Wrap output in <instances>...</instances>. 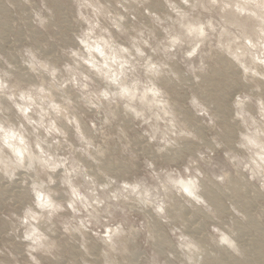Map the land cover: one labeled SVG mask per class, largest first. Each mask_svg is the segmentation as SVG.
Wrapping results in <instances>:
<instances>
[{"label":"rangeland","instance_id":"374dc122","mask_svg":"<svg viewBox=\"0 0 264 264\" xmlns=\"http://www.w3.org/2000/svg\"><path fill=\"white\" fill-rule=\"evenodd\" d=\"M262 12V0H0V123L41 142L49 165L0 176V264H30L32 229L39 264H199L209 250L206 264H264ZM33 183L59 206L51 220Z\"/></svg>","mask_w":264,"mask_h":264},{"label":"clouds","instance_id":"9594fccd","mask_svg":"<svg viewBox=\"0 0 264 264\" xmlns=\"http://www.w3.org/2000/svg\"><path fill=\"white\" fill-rule=\"evenodd\" d=\"M262 5H264V0H262ZM253 7H255L254 4ZM262 15H264V12H262ZM89 51H91V49H89ZM96 51H100V49L97 48ZM101 55H103L102 52ZM131 70V68L128 69V71ZM109 79H111V77H109ZM113 83H115V81H113ZM102 96L109 100L112 97L117 99L123 98L125 100L131 99L130 94L127 93V91H121L120 85H117L116 91L112 93V97H109L107 93H102ZM9 99L11 100L13 97H9ZM15 99L23 101L26 99V96L24 93H21ZM29 110L30 109H26L24 107H19V111L22 114H26ZM136 115L139 116L140 114L136 113ZM30 123L35 122L30 121ZM41 127H43L42 124ZM257 147L262 153H264V136H261L260 143L257 145ZM37 149H41V142L37 141L33 145L29 146L28 142L24 138L22 127L18 131L13 132L9 131L4 124L0 123V176L12 180L15 178L16 172L19 170L32 171L35 167L48 169L49 165L44 159L47 153L43 150L36 152ZM51 170L55 171V167H52ZM48 182L49 184L55 183L51 176L48 177ZM31 190L34 194L35 206L37 210L40 211L42 217L45 220H51L60 209L59 206L54 205L48 197L41 194L42 192L47 191V185L44 183H33L31 185ZM71 196L73 198L72 203L66 204L65 207L71 208L73 211H75L82 202L83 197H81L74 188L71 190ZM161 209L164 211L162 206H158L156 208L158 212H163ZM113 235L114 234L111 232V230H109V240ZM23 239L29 242L30 264H39L33 253L40 251V248L42 247L40 243L42 237L39 236L35 229H32L28 232H25Z\"/></svg>","mask_w":264,"mask_h":264},{"label":"bare ground","instance_id":"6f19581e","mask_svg":"<svg viewBox=\"0 0 264 264\" xmlns=\"http://www.w3.org/2000/svg\"><path fill=\"white\" fill-rule=\"evenodd\" d=\"M255 13H256V12H255ZM259 16H260V15H259ZM234 17H235V16H234ZM242 22H243V21H242ZM237 23H238V22H237ZM240 25H241V24H240ZM244 25H245V23H244ZM243 27H244V26H243ZM247 28H248V27H247ZM261 28H262V27H261ZM252 29H253V28H252ZM199 30H200V29H199ZM247 30H248V29H247ZM262 30H263V28H262ZM254 33H255V32H254ZM262 36H263V35H262ZM251 40H252V39H251ZM104 47H105V46H104ZM125 49H126V48H125ZM127 52H128V51H127ZM243 53H244V51H243ZM261 64H262V63H261ZM226 67H227V66H226ZM257 67H258V66H257ZM261 71H262V70H261ZM263 71H264V70H263ZM258 72H259V71H258ZM263 73H264V72H263ZM235 74H236V73H235ZM258 75H259V74H258ZM261 75H262V74H261ZM214 83H215V82H214ZM201 87H202V86H201ZM221 87H222V86H221ZM214 88H215V87H214ZM236 88H237V87H236ZM215 90H216V89H215ZM130 91H131V90H130ZM130 91H129V92H130ZM129 92H128V93H129ZM130 93H131V92H130ZM130 93H129V94H130ZM131 94H134V91H133V93H131ZM232 98H233V97H232ZM143 99H144V98H143ZM228 99H229V98H228ZM144 100H146V99H144ZM262 101H263V100H262ZM228 102H229V101H228ZM263 102H264V101H263ZM245 104H246V103H245ZM228 128H229V126H228ZM231 129H232V128H231ZM226 131H227V129H226ZM226 134H227V133H226ZM229 135H230V134H229ZM231 135H232V134H231ZM226 136H227V135H226ZM227 137H228V136H227ZM229 137H230V136H229ZM231 137H232V136H231ZM225 138H226V137H225ZM26 139H27V138H26ZM227 139H229V138H227ZM228 141H229V140H228ZM45 157H46V156H45ZM48 161H49V160H48ZM51 166H52V165H51ZM38 181H39V179H38ZM182 184H183V182H182ZM233 184H234V183H233ZM238 185H239V183H238ZM238 185H237V186H238ZM182 186H183V185H182ZM185 186H186V185H185ZM230 186H232V184H231ZM237 186H235V187L232 186V187H234L235 189H237ZM183 187H184V186H183ZM178 188H179V187H178ZM189 188H190V187H189ZM205 188H206V187H205ZM229 188H230V187H229ZM238 188H239V186H238ZM187 189H188V187H187ZM207 189H209V188H207ZM211 190H212V189H211ZM211 190H210V191H211ZM231 190H232V189H231ZM233 190H234V189H233ZM233 190H232V192H233ZM178 191H179V190H178ZM188 191H191V192H192L191 189H189ZM205 191H207V190H205ZM203 192H204V191H203ZM208 192H209V191H208ZM208 192H206V194H208ZM228 192H229V191H228ZM189 193H190V192H189ZM209 193H210V192H209ZM211 193H212V194L209 195V196L211 197V200H212L211 202L214 201V202L216 203V204H215V203L213 202L214 205H218L216 208H219V209H220V205H221V207H222V203H221V201H222V198H223V197H221V195H220V196H219V195H216V194L213 195L214 192H211ZM252 193H253V192H252ZM195 194H196V193H195ZM198 194H199V193H198ZM200 194H202V193H200ZM204 194H205V192H204ZM204 194H202V195L204 196ZM206 194H205V195H206ZM172 195H173V194H172ZM226 195H227V194H226ZM249 195H250V192H249ZM222 196H223V195H222ZM230 196H231V194H230ZM248 197H249V196H248ZM51 198H52V197H51ZM175 198H176V197H175ZM197 198H198V197H197ZM249 198H250V197H249ZM176 199H177V198H176ZM247 199H248V198H247ZM251 199H253V198H251ZM175 201H177V200H175ZM250 201H251V200H250ZM250 201H249V199H248V201L244 202L243 205H248L249 203L252 204V201H251V202H250ZM54 202H55V201H54ZM222 202H223V201H222ZM176 203H177V202H176ZM176 203H175V204H176ZM239 203H240V202H239ZM56 205H58V204H56ZM178 205H179V203H178ZM241 205H242V204H241ZM241 205H240V206H241ZM173 206H174V205H173ZM175 206H177V205H175ZM178 207H179V208H182V207H180V205H179ZM223 207H224V206H223ZM241 207H242V206H241ZM245 207H246V206H245ZM248 207H249V206H247V208H248ZM167 208H168V207H167ZM175 208H176V207H175ZM184 209H185V208H184ZM249 209H250V208H249ZM173 210H174V209H173ZM176 210L178 211V209H176ZM217 210H218V209H217ZM217 210H216V211H217ZM243 210H244V209H243ZM245 210H246V209H245ZM171 211H172V210H171ZM174 211H175V210H174ZM182 211H183V210H182ZM250 211H251V210H250ZM175 214H176V216H184V212L181 213V210H180V209H179L178 212L174 213V215H175ZM185 214H186V213H185ZM248 214L250 215L251 213H249V211H248ZM253 214H254V213H253ZM176 216H174V217H176ZM186 216H187V214H186ZM192 216H193V215H192ZM251 216H252V215H251ZM187 217H188V216H187ZM179 218H180V217H179ZM181 218H182V217H181ZM249 218H250V216H249ZM249 218H248V219H249ZM175 219H176V218H175ZM177 219H178V218H177ZM185 219H186V218H185ZM189 219H190V218H189ZM189 219H188V220H189ZM181 220H182V219H181ZM249 220H250V219H249ZM253 220H255V219H254V216H253ZM257 221H258V220H257ZM257 221H256V222H257ZM186 222H187V221H186ZM197 222H198V221H197ZM253 222H254V221H253ZM191 223H192V222H191ZM248 223L250 224V222H248ZM184 224H185V223H184ZM249 224H247V225H249ZM82 225H83V224H82ZM187 225H188V224H187ZM192 225H193V224H192ZM183 226H184V225H183ZM190 226H191V225H190ZM194 226H195V225H194ZM253 226H255V225L252 224L251 227H253ZM257 226H258V225H257ZM197 227H198V226H197ZM241 227H242V226H241ZM249 227H250V226H249ZM189 228L191 229V227H189ZM261 228H262V227H261ZM83 229H84V228H83ZM118 229H119V228H118ZM186 229H187V228H186ZM242 229H243V228H242ZM257 229H258V228H256V230H257ZM122 230H123V229H122ZM198 230H199V229H198ZM240 230H241V229H240ZM249 230H251V229L249 228ZM252 230H253V229H252ZM252 230H251V231H252ZM263 230H264V229H263ZM263 230H262V231H263ZM193 231H195V230H193ZM114 232H115V230H114ZM121 232H122V231H121ZM196 232H197V231H196ZM263 232H264V231H263ZM116 233H118V232H116ZM253 233L255 234L256 232H253ZM191 234H192V233H191ZM191 234H190V235H191ZM194 234H195V233H194ZM247 234H248V233H247ZM254 234H253V235H254ZM192 235H193V234H192ZM195 235H196V234H195ZM237 235H238V234H237ZM257 235H258V234H257ZM196 236H197V235H196ZM199 236H200V235H199ZM201 236H202V235H201ZM231 236H232V235H231ZM244 236H245V235H244ZM254 236H256V235H254ZM191 237H192V236H191ZM227 237H228V235H227ZM236 237H237V236H236ZM192 238H193V237H192ZM224 238H225V237H224ZM237 238L239 239V237H237ZM243 238H244V237H243ZM251 238H252V237H251ZM258 238H260V236H259ZM258 238H256V239H258ZM262 238H263V237H262ZM262 238H260V239L262 240ZM194 239H195V238H194ZM200 239H201V238H200ZM225 239H226V238H225ZM230 239H231V238H230ZM232 239H234V238H232ZM232 239H231V240H232ZM235 239H236V238H235ZM256 239H255V240H256ZM110 240H111V239H110ZM206 240H207V239H206ZM209 240H210V239H209ZM209 240H208V241H209ZM228 240H229V238H228ZM250 240H251V239H250ZM250 240L248 239V241H250ZM261 240H260V241H261ZM201 241H202V239H201ZM201 241H200V243H201ZM210 241H212V240H210ZM214 241H215V240H214ZM252 241H253V240H252ZM256 241H257V240H256ZM263 241H264V240H263ZM250 242H251V241H250ZM196 243H199L198 239L196 240ZM202 243H205V242H202ZM206 243H207V242H206ZM246 243H247V242H246ZM257 243H258V242H257ZM263 243H264V242H263ZM207 244H208V243H207ZM207 244H206V245H207ZM209 244H210V243H209ZM235 244H236V242H235ZM243 244H244V243H242V245H243ZM252 244H253V243H252ZM258 244H259V243H258ZM210 245H211V244H210ZM210 245H208V246L210 247ZM217 245H218V244H217ZM247 245H248V244H247ZM247 245H246V246H247ZM262 245H263V244H262ZM212 246H214V245H212ZM212 246H211V247H212ZM244 246H245V245H244ZM249 246H251V245H249ZM202 248H205V247L201 246V249H202ZM238 248H239V247H238ZM247 248H248V247H247ZM250 248H251V247H250ZM259 248H260V247H259ZM207 249H208V248H205V250H207ZM256 249H257V248H256ZM208 250H209V249H208ZM215 250H216V249H215ZM259 250L261 251L262 249H259ZM209 251H210V250H209ZM209 251H207V252H209ZM218 251H219V250H218ZM243 251H244V250H243ZM248 251H250V250H248ZM207 252H204V251L202 252V251H201V253H202V254L204 253L205 255H204V256H201V257H200V256H199V257L197 256V257L199 258V260L197 261L199 264H206L207 258H208V259H211V258H209V256H208L209 253L206 254ZM253 252H254V251H253ZM261 252H264V251L262 250ZM218 253H219V252H218ZM240 253H241V252H240ZM198 254H199V253H198ZM198 254H197V255H198ZM202 254H201V255H202ZM210 254H212V253H210ZM256 254H257V253H256ZM212 255H213V254H212ZM224 255L226 256V254H224ZM250 255H251V254H250ZM261 255H262V254H261ZM261 255H260V256H261ZM263 255H264V254H263ZM210 256H211V255H210ZM219 256H220V254H219ZM108 257H109V255H108ZM213 257H214V256H213ZM257 257H258V256H257ZM263 257H264V256H263ZM106 258H107V257H106ZM227 258H228V257H227ZM238 258H239V257H238ZM225 259H226V258H225ZM236 259H237V258H236ZM254 259H255V258H253V259H252V258H249L248 255H247L246 253H244V254L241 255V257H240L237 261H235L233 264H259V262L256 261V260H254ZM105 260H106V259H105ZM228 260H229V259H228ZM212 261H213V263H215V264H226L222 258L216 257V255H215L214 258H212ZM197 262H196V263H197ZM207 262L210 263L211 261L209 260V261H207ZM226 262H227V261H226ZM227 263H228V262H227ZM211 264H212V263H211ZM229 264H230V263H229Z\"/></svg>","mask_w":264,"mask_h":264},{"label":"snow or ice","instance_id":"6c2138e0","mask_svg":"<svg viewBox=\"0 0 264 264\" xmlns=\"http://www.w3.org/2000/svg\"><path fill=\"white\" fill-rule=\"evenodd\" d=\"M185 191H188V189H185ZM191 194V193H190ZM161 211H163V209H161Z\"/></svg>","mask_w":264,"mask_h":264}]
</instances>
